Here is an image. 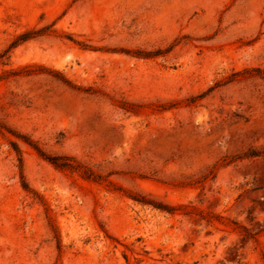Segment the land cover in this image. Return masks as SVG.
<instances>
[{
	"label": "rangeland",
	"instance_id": "1",
	"mask_svg": "<svg viewBox=\"0 0 264 264\" xmlns=\"http://www.w3.org/2000/svg\"><path fill=\"white\" fill-rule=\"evenodd\" d=\"M0 123V264H264V0H0Z\"/></svg>",
	"mask_w": 264,
	"mask_h": 264
},
{
	"label": "trees",
	"instance_id": "2",
	"mask_svg": "<svg viewBox=\"0 0 264 264\" xmlns=\"http://www.w3.org/2000/svg\"><path fill=\"white\" fill-rule=\"evenodd\" d=\"M30 36H31L30 33H26L23 36H21L19 38V40L27 39ZM19 40H17V42ZM126 110H129V109H126ZM3 128H4V126L0 123V129H3ZM18 136L24 138V140L26 142H28L29 144H31L41 155H43L45 158H47L51 163H53L57 167L69 169V170L75 171V172L76 171H81L82 174L85 175V176H87V177H91L92 176L93 172H91L90 169H81L82 166L79 165V164H75L72 161V159H70L69 157H67V156H59V155H54V156L47 155L35 143H32L31 141H29L23 135H18ZM15 148H16L17 152L20 153L18 147H15ZM19 162H20V166H22L23 158H22L21 155L19 156ZM24 186L25 187L27 186V183L26 182H24ZM132 198L134 200L142 203V204H150L154 208H157V209H160L161 211H166V212H169V213H174L175 210L177 209L175 206H172V205L166 204L164 202H160V201L150 200V199H147L144 196H133Z\"/></svg>",
	"mask_w": 264,
	"mask_h": 264
}]
</instances>
